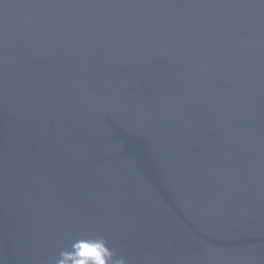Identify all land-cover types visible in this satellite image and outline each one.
<instances>
[{"label": "water", "instance_id": "95a60500", "mask_svg": "<svg viewBox=\"0 0 264 264\" xmlns=\"http://www.w3.org/2000/svg\"><path fill=\"white\" fill-rule=\"evenodd\" d=\"M97 235L264 264V0H0V264Z\"/></svg>", "mask_w": 264, "mask_h": 264}, {"label": "clouds", "instance_id": "9594fccd", "mask_svg": "<svg viewBox=\"0 0 264 264\" xmlns=\"http://www.w3.org/2000/svg\"><path fill=\"white\" fill-rule=\"evenodd\" d=\"M56 264H126V261L117 258L106 239L97 235L75 240L70 250L61 251Z\"/></svg>", "mask_w": 264, "mask_h": 264}]
</instances>
